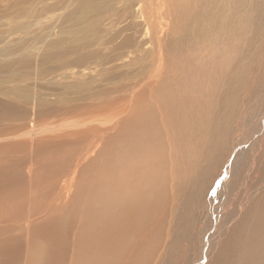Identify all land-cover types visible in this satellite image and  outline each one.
Instances as JSON below:
<instances>
[{
    "label": "bare ground",
    "instance_id": "bare-ground-1",
    "mask_svg": "<svg viewBox=\"0 0 264 264\" xmlns=\"http://www.w3.org/2000/svg\"><path fill=\"white\" fill-rule=\"evenodd\" d=\"M159 2L157 0H115L116 6L113 8V12H120L118 22H125V24L116 34L114 32V35H111V39L116 37L118 39L112 48L108 46V59L99 62L91 69L92 72L95 70H110L112 73H116L104 81L100 80V82H104V86L90 87L85 85L88 88L86 91L82 90V86H79L81 87L80 92L75 93L74 88L65 92L67 94L60 96H69L66 99L59 98V95H56L57 98L51 99L50 96H44L45 92L34 91L30 95L29 101L25 98L27 103L33 104L29 108H15L14 106H17L18 102L11 104L12 106L4 103H2L3 106H0V113H6L2 118H10L12 114L14 117L21 113L30 119L28 129L17 132L15 135H11L14 132L7 135L3 132L1 133L2 136L0 135V141L21 140L14 143L0 144V151L5 148L11 151L9 156L13 163L8 168L12 172L10 188H18L11 191V194L14 195V193L20 192L18 195L19 198L21 197L15 203L13 216L8 218L10 215L7 214L0 217V250L3 251L4 249L1 246L10 245L11 240L14 239L25 237V240L28 241L31 232L32 234L42 235L48 234L47 230H51L53 234H57L55 236L56 240L52 237L47 238V236L46 240L49 241L48 239L51 238L54 248L49 249L48 244L46 247L43 244L44 247H42L45 249H42V258L39 261L34 260L39 263L30 264H56L57 260L60 264L59 253L61 254V250H64H58V246L61 239L64 238H60V227L58 228L56 225L57 222L60 223L62 217H59L57 213L59 219L55 218L56 216L52 220L50 218L52 226L49 227L47 225V214L52 216L51 213L55 212L56 209L57 212L62 210H60L61 205H64L62 200L69 195L67 190L70 188L68 187L77 176L76 174L79 173L78 169L83 162L87 161L85 160V151L94 149L91 144L94 145L95 142L97 143L102 139L103 145V140H105L106 160H101L105 161V164H103L105 168H103L102 174L100 173L101 176L97 177L98 181L92 182L89 189L91 192L94 189L98 190L103 184L106 186L110 183V194L106 192L105 195L102 194L104 197L101 195L102 200L105 202L101 201L95 204L92 202L91 204V202L86 203L87 200L85 202L82 200L84 203L80 207V211L83 210V212H81L82 215L78 222L79 226L75 228L76 224L70 228L73 232L71 235L74 238L70 245L72 249H70V254L67 253L69 257L66 261L64 259L61 263L113 264V261L117 260L118 262L120 260L121 262L126 261L125 264H128L127 260L130 261L128 258L139 257L141 254L144 257L146 253H153L155 257L152 264H264V166L262 164L261 166L260 160H258V155L264 147V110L259 116L257 115L258 124L251 133L249 132L248 137L245 136L242 129L245 125L241 126L243 121L245 122L246 107L243 99L249 92V84H252L254 89L261 91L259 95L264 94V62H261L264 56V0H249V3L245 0H171L170 5H167L168 7L166 6L165 9L163 8L166 5L165 0H159ZM117 3H119V6ZM101 4L104 5L105 3L102 2ZM18 7H16L17 10ZM135 9L138 12L135 13ZM137 13L144 18V30L136 36L135 41L132 43L131 37L133 36L130 34H135L136 31L134 33L123 32L132 30V26L140 21ZM241 16L244 17L243 20ZM239 18L242 21L245 20V24L249 25L251 22L252 26L254 25L249 34L243 31L248 35L245 34L248 37L247 50H245L246 53L250 52L243 58L250 60L251 63L243 60L242 56L236 57L234 63L228 66V72L226 73L228 76H224L226 78L224 80L226 92L222 93L223 91L220 90L222 96H214L216 100L223 104L222 111L216 117H212V120L205 121L206 119H202V122L198 121L203 130L187 127V123L193 115L189 110H193L196 106L199 108L204 107V103L199 97L200 94L194 90L195 88L193 89L195 84L191 83L188 78L191 77L192 80H196L193 82L205 80L208 77V80L210 79L209 72L203 70L209 64V54L207 52L217 49V47H214L220 41L222 42V34L227 28L230 29L231 27L232 29ZM160 20L166 21L168 29L165 32L162 29ZM115 23L116 21L109 24ZM236 30H234V36ZM230 36L224 37L225 43L229 44L230 39L234 38V36ZM245 36H243L244 39H247ZM232 42L235 43L234 40ZM72 48L75 49V47ZM253 54L255 57H252L254 62L249 57ZM257 56L259 57L258 63L256 62ZM201 65L205 66L202 67ZM216 67L215 62L211 63L210 68L213 69L211 74H215ZM40 73L42 72L38 73L39 76H41ZM196 74H200L201 79L199 77L195 78ZM25 75L29 78V75ZM39 76H37L39 80L42 79ZM30 77L32 76L30 75ZM37 77L31 78L32 81ZM71 77L74 76L69 78ZM215 80L217 81V79ZM11 81L13 82V80ZM77 83L75 82V85ZM200 85L203 88L205 84L201 83ZM37 86L39 87V84ZM209 86L208 84L205 90ZM71 88L69 87V89ZM202 88L200 87V89ZM14 91H17V89ZM201 91H204V88ZM102 93H105V95L99 96ZM51 94L55 97L54 94L56 93L53 94L52 91ZM113 94L116 95L113 96ZM211 95L210 93L209 96ZM96 97L105 104L119 100V117H115L118 109L113 110L114 108H112L113 112L111 110L107 114L106 112L103 113L106 114L104 119L101 114H98L97 116H101L99 121L95 120L98 118L97 116L94 117L95 119L79 120L82 123L76 122V118L64 120L67 119V114L69 115L72 111L75 112L76 109L82 113L81 107L92 100L97 101ZM12 98L14 99L15 96ZM261 99L262 104H264V95ZM3 102H6V100L4 99ZM184 103L186 104L184 105ZM22 104H26L25 101ZM111 105L110 103L107 106L111 107ZM119 105L112 106L116 108ZM197 112L196 109L193 113ZM57 114L62 116H59V118H62L60 121L64 120L65 122H52L53 116ZM39 115L44 116L43 118L52 117V119H50L51 121L47 120V122L42 119L44 121L42 122ZM107 115H113L114 120L112 117L108 118ZM20 116L16 117L19 118ZM13 117L12 120H15ZM35 117L37 118L36 121L33 119ZM69 117L71 116L69 115ZM97 122L103 125V128H101L103 133L99 132V129L97 130ZM80 123L84 125V128L81 127ZM2 125L5 126L4 123ZM79 125H81L80 129ZM16 127L19 128L20 126L17 125ZM72 127L74 130L79 129V135L83 133V136H80L83 137L80 138L81 141L85 138L83 149L81 148V142L77 144V146L81 145L80 149L73 145V148L76 149L68 146L71 148H67L68 151H64L65 149H62L59 145L57 146L60 148L56 145L55 147L51 146L56 143L54 141L59 143L62 139L64 140L61 142L64 144V141H67L68 137L75 133L71 129ZM20 128L23 129L24 127L21 126ZM188 128L194 133V138L191 137ZM93 132L95 133L91 135ZM76 137L72 140H77L78 137ZM73 144L76 143L73 141ZM53 148H59V150L65 152V154H60L63 157L58 158L60 157L57 154L60 151L56 152L58 149L55 152H46V157L48 154L56 153L57 155L53 157L54 159H48L47 157L41 165L38 164L39 152L44 151V149L53 150ZM97 150L100 151L101 149ZM77 152H80V154H77ZM188 154L190 155L187 156ZM245 154H247L248 169L242 170L240 164L242 160L244 161ZM56 157L60 160L56 161ZM82 159L83 162L80 163L79 161ZM3 160V157H0V163ZM53 161L55 162L52 163ZM96 162L99 163V161ZM55 166L57 169L52 168ZM90 166L92 165L90 164ZM39 167L48 176L55 179L46 177V183L41 185L38 194L33 191L23 196L22 189L24 187L35 190L34 178L37 176ZM83 167H85L84 164ZM65 168L67 172H65ZM259 168H261L260 175L259 173L255 174ZM251 171L253 172L252 176ZM1 174H3L2 169H0ZM12 174L14 175L12 176ZM22 179H25L28 184ZM5 181L7 182L6 178ZM116 183L122 185H119L121 190H117L118 194L114 197L112 192L115 191L114 184ZM58 184L61 186H58ZM185 184H188V188L186 190L184 187L183 194L187 191V199L191 202L188 205L182 204L183 195L180 194V188ZM230 184L231 186L233 184L240 185L243 190L242 194L240 190L235 189L233 195L229 196L226 189L229 188ZM107 188L109 187L107 186ZM172 190L175 191L173 196L170 194ZM47 193L50 194L47 196V202H52L51 206L47 208L40 207L41 204L44 205L41 198H45ZM90 196L89 194L88 201ZM83 198H86V196ZM230 199H234L233 202L231 201L232 204ZM34 202H36V205H32L35 204ZM173 202L181 203L174 207ZM88 203L90 204L89 209ZM7 206L0 203L1 209ZM225 209L228 211L226 217L217 218L224 215ZM85 214H88L89 218L86 225L88 233L84 239V236L79 234L82 232V228L86 227L83 221ZM70 217L69 219H71ZM7 220L13 221L12 226L5 223ZM218 222H220V225L216 227ZM66 227L68 228V226ZM53 228L55 229L52 230ZM161 231H164L165 235H158ZM76 239H78L77 248L74 247V240ZM148 244H153L155 247L148 248ZM26 246L30 248L29 242L26 243ZM57 250L60 251L58 252L59 257L56 254ZM2 251H0V257L3 258L0 259V264H16L17 254H13L14 252L11 254L7 250ZM229 252H231V258L226 260L230 256ZM8 255L11 256L13 261ZM13 255H15V258H12ZM29 258L26 257L28 262ZM117 262L114 264L120 263ZM142 264H150V262L146 260Z\"/></svg>",
    "mask_w": 264,
    "mask_h": 264
},
{
    "label": "rangeland",
    "instance_id": "rangeland-1",
    "mask_svg": "<svg viewBox=\"0 0 264 264\" xmlns=\"http://www.w3.org/2000/svg\"><path fill=\"white\" fill-rule=\"evenodd\" d=\"M245 1L247 3H249V0H245ZM102 2H104L105 4L102 5L101 4ZM157 2L160 3L159 0H157ZM165 2H166V5L163 6L164 9L166 8L167 5H170L171 0H165ZM13 3L15 4V6H14ZM17 4H18L19 7L17 6ZM117 5L119 6V3H117ZM11 6L14 7V8H12ZM114 6H116L115 0H13V1L12 0H0V97L3 99L2 100L0 98V106H3L4 104H9V105L12 104L13 105V103H17L18 102V105L16 104L17 106H14L15 108H17V107H19V108H29L33 104L32 103L29 104V103H27V101H29L30 95L34 91H40L42 93L45 92L44 96H50L51 99L52 98H57L58 95H59L58 96L59 98L66 99L69 96L65 97L63 95L62 97H65V98H62L60 96L62 94H67L65 92H67L69 90H72L74 88L76 90V91L74 90L75 93H76L77 91H79L81 89V87H79V86H82V90H84V91H86L88 89L87 86H90V87H98V86L102 87V86H104V82H100V80L104 81L105 79L110 78L111 76H113L114 73H112L110 70H106V71L95 70V71L92 72L91 69L96 64H99V62H103V61H106L108 59V54H109V47L108 46H110V48H112L114 43L118 39V37H116L115 39H111V37H112L111 35H114V32L116 34L119 31V29L121 27H123V25L125 24V22H118L119 21L120 12L114 13L113 12ZM16 7H18V10H17ZM9 11H10V13H9ZM134 11H135V13L138 12V10H136V9ZM237 14L239 16V11L237 12ZM137 15L139 16L140 21H137L138 23H135L132 26L133 27L132 30L123 32V33H134L136 31L135 34H130L131 36H133V37H131L132 38V43L135 41L136 36L140 32H142L144 30V20H143L144 18L141 17L139 15V13H137ZM243 18L244 17H242V20H243ZM242 20L239 18L235 22V24L237 23L236 25H238L239 27H237L234 24L232 26V29L230 27L231 30L229 28H227V30L222 34V36H221L222 42L221 41L220 42L223 45L219 42V44H217L214 47V48L217 47L216 50H213V51L211 50V51L207 52V54H209V56H208L209 64L206 67H204L203 70L209 72V74L211 75L210 79L208 80V78H209L208 77L205 80H200V81H197V82H193V81H196V80H192L191 77H189V78L187 77L190 80L191 83H194L196 85L195 86L194 84H192V85H194L193 89L195 88L194 90L197 91L198 94H200L199 97H201L200 99L204 103V107L203 108H199L198 106L194 107V109L196 108L198 110L197 113H193L196 109L195 110L194 109L193 110L192 109L189 110V112H191L193 114L191 116V119H193V120L190 119L188 121V123H187L188 126L187 127L190 126V128L195 127V128L203 130V127L201 125H199L198 121L202 122V119H204V120L206 119L205 121L212 120V117H216L217 114L222 111L221 109L223 108V104H221V102L216 100L215 97L222 96L220 94L221 91H223L222 93H224V91L226 92L225 85H224V82H225L224 80L226 78H224V76L228 72V66L232 65L234 63V60L236 59V57L242 56V58H243L247 53L250 54L249 51L246 53V50H247L246 49L247 48L246 43H247V40H248V37H247L248 35L246 33L249 34L251 28H254L253 27L254 25L252 26L251 22L249 23V25L245 24L244 23L245 20L244 21H242ZM114 21H116L115 24H112V25L109 24L110 22H114ZM165 22H164V20H160V24H161L162 29H163L164 32L168 29V26L166 25ZM249 26H250V28H249ZM244 27H246V28H244ZM235 28L236 29L240 28V30L241 29L242 30L240 32V30L237 29L238 30L237 31ZM233 29L236 30V35L235 36L233 35L234 32H235ZM243 29H245V30H243ZM243 31H245L246 33L245 32L243 33ZM238 33H240V34H238ZM241 34H243V35H241ZM245 34L247 36H245ZM228 35L229 36L231 35L230 37L234 36V38L230 39L231 42L229 41L230 45L225 43V40H224V37L226 36L225 38H227ZM237 35L239 37H236ZM243 36L247 37V39L245 38L246 39L245 42H244L245 39H244ZM241 38H242V40H241ZM233 40L235 41V43L232 42ZM105 42H110V43L107 44ZM236 43H237V47H236ZM72 47H75V49L72 48ZM244 50H245V52H244ZM58 54H59V56H58ZM62 57H64V59H62ZM249 57L251 59L252 57H254V54L252 56L249 55ZM58 58H59V60H58ZM243 60L248 61L249 63H251L250 60H246L245 58H243ZM253 60L254 59L252 58V62H254ZM201 61H202V58H201ZM258 61H259V57L257 56L256 62L258 63ZM37 62H38V64H37ZM59 62L62 63V64H60ZM213 62H215L216 66H217L215 68V71L217 69L215 74H211V73H213L212 72L213 69L210 68V65ZM261 62L262 63L264 62V56L262 57ZM29 63H30V65H29ZM35 64H36V67H35ZM64 65H66L67 67L64 66ZM195 66H197V65L195 64ZM201 66L203 67L205 65H201ZM38 68H39V70H38ZM44 69H46V70H44ZM31 71L33 72V74L35 73V75L31 74L32 73ZM77 71H79L80 73L77 72ZM25 72H28V73H25ZM37 72L38 73L42 72V73H40L41 76H39V74ZM72 72H75L76 74L75 73L72 74ZM84 73H85V75H84ZM10 74H12V75H10ZM25 74L29 75V78ZM30 75L32 77H30ZM65 75H66V77H65ZM67 75H69V76H67ZM88 75H89V77H87ZM37 76L42 77V79L40 78L41 81L39 80V78ZM70 76H74V77L69 78ZM227 76L228 75H226V77ZM34 77H37V79L35 78L32 81L31 78H34ZM197 77H199V79H201L200 74H196L195 78H197ZM77 79H79V80H77ZM80 79H81V81H80ZM215 79H217V81ZM11 80H13V82ZM38 81H39V83H37ZM77 81H78L79 84L77 83ZM75 82L77 83L76 85H75ZM199 82L205 84L203 86L204 91H201V90H203V88H202L203 84L200 85L201 83L199 84ZM46 83H48V84H46ZM206 83H207V85H206ZM24 84H26V85H24ZM38 84H39V87L37 86ZM90 84L93 85V86H91ZM208 84L210 86L207 87L208 89L206 88L207 90H205V87L208 86ZM85 85H87V86L85 87ZM112 85H109V86H112ZM249 85H250L249 86L250 87L249 92H248L247 96H245L244 99H243V103L245 104V107H246L245 122L243 121V123L241 124V126L245 125L244 127H242V129H243L244 134H245L246 137H248V135L251 133V131L254 128H256V125L258 124V116L264 110V104H262L263 101L261 99L264 94L262 93L261 95H259V93L261 91L254 89L252 87V84H249ZM46 86H48V87H46ZM212 86H213L214 89L215 88L216 89L214 90L212 88ZM26 87H27V89H30V88H32V89L31 90H27ZM69 87L70 88L72 87V88L69 89ZM200 87L202 89H200ZM16 89H17V91H14ZM4 90H6V91H4ZM19 90H20V92H19ZM45 90L49 91V92H46ZM52 91H53V94L56 93V94H54L55 97L51 94ZM205 91H207V92H205ZM211 91H213V92H211ZM209 92L212 94L211 96H212L213 99L211 98V96H209V94H210ZM2 94H4V95L2 96ZM5 94H7V95H5ZM15 94H17V95H15ZM103 95H105V93H102L99 96H103ZM114 95H116V94H113V96ZM14 96H15V98L13 99L12 97H14ZM16 96H18L17 98H19V99H17ZM23 97H24V99H23ZM25 98L27 99V101L25 100ZM203 98L206 99V100H204ZM4 99L6 100L7 103L3 102ZM7 99H8V101H11V102H8ZM95 99L97 101L92 100L91 102L87 103V105H83V107H81L82 108V110H81L82 113L79 112L80 110L76 109L75 112L72 111V113H69V115L71 117H69V115L67 114L68 117L65 115L67 119H64L65 116L63 117V119L67 121L68 119L76 118V122H78L79 120H90L91 118L93 119L98 114H101L102 118L104 119V115H106L107 112L111 111L112 108H114L113 110H115V109L117 110L120 107L119 100H116L115 101L116 103L114 101H111L108 104H105L104 102H100V100L97 99V97ZM98 100H99V102H98ZM24 101H25L26 104H22V103H24ZM247 101H249V102H247ZM2 103H4V104H2ZM96 103H99V104H96ZM110 103L113 106H116V105H119V106H117L116 108L113 107L112 105H111V107H108L110 105ZM185 104L186 103H184V105ZM88 105H90V106H88ZM95 105H97V106H95ZM92 106H94V107H92ZM215 106H216L217 110L215 109ZM88 107L90 109H92V110L89 111L90 109ZM100 107H102V108H100ZM107 107L111 108V109H108ZM262 107H263V109H262ZM81 108H79V109H81ZM250 108H252V109H250ZM93 109H94V111H93ZM98 109H101V110H98ZM105 109H107V110L103 111ZM96 110H97L98 113L96 112ZM113 110L111 112H113ZM118 111H119V109L116 111L117 116H115L116 114H113L116 118L119 117V115H118L119 112ZM105 112H106V114H103ZM59 114L53 116V120L54 121L52 120V122H55V123L56 122H59V123L65 122L64 120H62V122L60 121L62 118H59V116L60 117H62V116L59 115ZM72 114H73V117H72ZM83 114H86V115L83 116ZM88 114H89V116H88ZM94 114H95V116H94ZM4 115H6L5 112H1L0 113V122H1L0 123V125H1L0 126V135L3 132H5V133H3L5 135H7L8 133H13L14 132L11 135H15V134H17V132H20V131L28 129L27 126H29L30 119L28 117L24 116L23 114L20 113L19 115H16V116L22 115L19 118L16 117V116L13 117V114L11 115L10 118H2ZM113 115L108 116V118L112 117L113 120H114V116ZM12 117L15 120L16 119H18V120H16V121L12 120ZM39 117L41 118V121H42V119H44V121L46 120V122H47V120L51 121L50 119H52V117L51 118L50 117L49 118H43L44 116H41V115H39ZM97 117H98L97 119H95V118L94 119L96 121H99L101 119L100 118L101 116L100 117L97 116ZM33 119H34V121H36L37 118L35 117ZM22 120H24V121H22ZM20 121H22V122H20ZM44 121H42V122H44ZM79 122L82 123V121H79ZM2 123L5 124L4 127L6 129L3 127ZM73 124H78V123H73ZM17 125H18V127L19 126L20 127L23 126L24 128L23 129L20 128V127L19 128H17V127L15 128V126H17ZM81 125L78 126L79 129L84 126L83 124H81ZM96 126H97V130L99 129V132L103 133V131L101 130V128H103V125H100L97 122ZM74 128L78 129L77 127H74ZM190 128H188V130L190 132L191 137L193 136V138H194L195 135H194V133H192L190 131ZM71 129L74 130L73 127ZM79 129L78 130H74L75 133L73 134L74 137H76V135H77V137H78V138L76 137L77 140H74V139L72 140V138H74V137H73V135H70L68 137L67 141L66 140L64 141V144H62V142H61V141L64 140V139H62L61 141H59V143H58V141H54L56 143H53L54 145H51V146L52 147H55V145H56V147L60 146V147H62V149H65L64 151H68L69 149H71L68 146H72V149H76V148L80 149V146L82 145L81 148L83 149V145L85 143V138H84V140L81 141V139L83 137H80V136L81 135L83 136V133H80L81 135H79V133H78ZM94 133L95 132H93L91 135H93ZM200 134H201V132H200ZM101 140L98 141L97 143L95 142L94 145L91 144V146L94 149L97 148V149H101L102 151L101 150L98 151L97 149H95V150L92 149V150H89V151H85V154H86L85 155V160H87V161L83 162L84 158L79 161L80 163L83 162L85 167H83V164L81 165V167L79 168L81 172L78 169L79 173L76 174L77 176L75 177L73 182H71L70 186L68 187V188H70V189L72 188V189L71 190L70 189L67 190L69 195H68V197L66 199L62 200V202L64 203V205H61V208H60V210L61 209L62 210L57 212V209H56V211H55L56 213L55 212L51 213L52 216L47 214V216H48L47 222L48 223L47 222L46 223H47V225L49 227L52 226L50 218L52 220V218H54V216H56L55 218H57V219H59L60 216L62 217L60 223L57 222V225H56V227H58V228L60 227L59 228L60 229V236H61L60 238H64V239H61V242H60V245H59L60 247L58 246V248H59L58 250L63 249L64 251L61 250V254L59 253L60 257L58 255V252H60V251L57 250V253H56L58 255V257L61 258L60 264H63V263H61V261H63L64 259L66 261V259L69 257L68 254H70V249H72V246H70V245L72 244V241H73L72 239H74V238H73V235H71V233L73 234V232L71 231L70 228H71V226L74 227L76 224L77 225L75 226V228H77V226H79L78 222L80 220V216L82 215L81 212H83V210L80 211L81 210L80 207L83 206V203L85 202V200H87L86 203L87 202H91V204H92V202H94L93 204H95V203H99L101 201H104V200H102V198L104 197L106 192H108L110 194V192H109L110 189H111V185L109 183L110 181L108 182L109 185L106 184V186H105V184H103L98 190H95L93 188L94 189V190H92L93 192L92 191L90 192V189H89V186L91 185L92 182H94V181L97 182L98 181L97 177L99 178L101 176L103 168H105V165H103V164H105L104 160H106L105 140H103L104 145L102 144ZM18 141H21V140L17 139V141H15V140L0 141V144H3V143L6 144V143H9V142H13L14 143V142H18ZM73 141L76 144H73ZM66 142H67V144H66ZM79 142H81L80 143L81 145L77 146V144H79ZM57 145H59V146H57ZM73 145L74 146L76 145L75 146L76 148H73ZM59 148H56V149L53 148V150L52 149L51 150H45L44 149V151L39 152V155L37 157V158H39L37 160V162H39L38 164L41 165L42 161H44V159H47V157H48V159H54L53 157H55L57 154H59L58 156H60V154H65V152H63L61 149L59 150ZM67 148H69V149H67ZM96 150H97V152H96ZM55 151L56 152L60 151V152L57 153V154L56 153L52 154V155L48 154V156L46 157L45 154L51 153V152H55ZM94 151L97 154H95ZM262 151L264 152V147L262 148L260 154L258 155L259 156L258 160H260L259 161L260 165L262 164L264 166V164H263L264 163V153ZM10 153H11V151L8 148H5L3 151H0V157H3V159H4L3 162L0 163V169H2V172H3V174L0 175V182H1L0 185L3 187L2 188L0 186V203L3 206H7V205L10 204L9 206H7V207H5L3 209H1L2 207H0V217L9 214L10 216L8 218L13 216L14 211H15V203L17 201H19L20 198H21V197L19 198V195H18V193H20V192H18L17 194L14 193V195L11 194V191H15V189L17 187H15L13 189L10 188V177H11V173L12 172L8 168L13 163V161L10 160V156H9ZM67 153L69 154L70 152H67ZM78 153L80 154V152H77V154ZM99 154H100V156H99ZM101 154H103V155H101ZM189 155L190 154H188L187 156H189ZM246 155L247 154L244 155L245 156L244 157V161L242 160V162L240 164V168L242 170H247L248 169V167H247V156ZM62 157L63 156L61 155L58 158H62ZM87 157H89V158L87 159ZM58 158L57 157L55 158V159H57L56 161L60 160ZM73 158H74V156H73ZM101 159H104V160H101ZM93 161H94V163H93ZM96 161H99V163L96 162ZM54 162L55 161H53L52 163H54ZM87 163H89V165H87ZM245 163H246V165H245ZM90 164L92 166H90ZM94 165H97V166H94ZM243 166H244V168H243ZM52 168L53 169H57L56 166L52 167ZM82 169H84V170H82ZM94 170H98V171H94ZM258 170H259V172H258ZM258 170L255 172V174L259 173V175H260L261 168H259ZM37 171H38L37 172V176L34 178V183H35V186H36V187L34 186L35 190H31V189H28V188L26 189V187H24V189H22L23 190V196H26L27 194L32 193L33 191L36 194H38L40 192L41 185L46 183L45 182V180H46L45 178L46 177L51 178V179H55L53 177L48 176V174L44 170L40 169V167H39V169H37ZM84 171H86V172H84ZM65 172H67V169L65 170ZM90 173H92L93 175L90 174ZM252 173L253 172L251 171V176H252ZM63 174H64V172H63ZM13 175L14 174H12V176ZM85 175H90V176H85ZM1 177H2V179H1ZM89 177H91V178H89ZM5 178L7 179V182L5 181ZM105 178L108 179V177H106V176H105ZM22 180L24 182L26 181L25 179H22ZM24 182H23V185L25 186ZM26 184H28V183H26ZM87 184H89V185L87 186ZM119 185L121 186L122 184H117V183L114 184L115 191L112 192L114 194V197H116L117 194H118L117 190H121ZM240 185L242 186L243 183L240 184ZM240 185L237 186V184H235V185L233 184V186H234L233 187L230 184L229 188L226 189V191L228 192V195L232 196L233 193L235 192L234 191L235 189L240 190L241 194H242L243 190H242V187ZM58 186H61V185L58 184ZM107 186L109 188H107ZM184 187L187 190L188 184H185V185H183L180 188V190H181L180 194L183 195L182 196V202H183L182 204L183 205H188L191 202H189L190 200L187 199V191H186L185 194H183L184 193ZM105 188H107L109 190H107ZM55 190H57V189H55ZM220 190H222V189H220ZM174 192L175 191L172 190L170 194L173 196ZM219 193L221 194V192H219ZM9 194H10V196H9ZM89 194L91 196H90V200L88 201V199H89L88 195ZM102 194H104V195H102ZM49 195L50 194L47 193V194H45V198L44 197L41 198L42 199V203L44 202V205H46V206L41 204L40 207L42 206V207H46L47 208L48 206L49 207L51 206L52 202L51 203L47 202V196H49ZM85 196H86V198H83ZM184 196H185V199H184ZM18 198H19V200H18ZM29 198H30V195H29ZM35 199H36V197H35ZM82 200H84V202ZM81 201H82V203H80ZM231 201L233 202L234 199H232V200L230 199V202ZM3 202H6V203L8 202V203L4 204ZM232 202H231V204H232ZM34 203L35 204H32V205H36V202H34ZM37 203L39 204V202H37ZM179 203H181V202H179ZM179 203L178 202H173L172 205L174 204V207H175ZM197 205H199V204H197ZM170 206H171V204H170ZM193 206H195V205H193ZM91 207L93 208L92 205H91ZM89 208H90V204L88 203V209ZM228 209H230V207H228ZM72 211H74L75 213L73 212L74 213L73 214ZM57 213L59 214V217H58ZM227 213H228V211L225 209L224 215H220L217 218H222L224 216L226 217ZM69 217L71 219H69ZM83 217H84L83 221L85 223L84 225L86 226L88 224L89 215L85 214ZM71 220H73L75 222V224ZM168 220H169V218H168ZM5 223L8 224L9 226H12L13 221L12 220H7ZM64 225H65V227L68 226V228L67 227L66 228L63 227ZM218 225H220V222L217 223L216 227ZM54 229L55 228H53L52 230H54ZM65 229H68V230L66 231ZM166 230H167V228H166ZM47 233L48 234H42V235L41 234H37L38 235L37 236L36 234H34V233L32 234V232H31L30 235H29V240L30 241L29 240L26 241L27 239L25 240V237H22V238H19V239H14L13 241L11 240L12 243L10 242V245L7 244L6 246H3V247L1 246V248L4 249V250L9 251L11 254L13 252H14L13 254H17L16 256L18 258L16 257V261H17L16 264H30V263H34L36 260L39 261V259L42 258V256H43V254H41L42 253V249H45V248H43L44 247L43 244H45V247L48 244V248L49 249H53L54 248V243L51 240L52 239L56 240L55 236H57V234H53V231H51V230H47ZM87 233H88V228L86 226V227L82 228V232L79 235L84 236V239H85ZM164 233H165L164 231L163 232L161 231V233L159 232L158 235H160V234L161 235H165ZM46 236H47V238L48 237H52V239L51 238L48 239L51 242L46 240L47 239ZM21 239H23V240H21ZM27 242H29L30 248H28L29 245L26 246ZM74 243H75L74 247L77 248L78 246H76V245H78V239L74 240ZM64 244H66L67 247ZM147 247L148 248L149 247H155V245L148 244ZM4 250L3 251L0 250V251L4 252ZM67 250H68V252H67ZM147 250H150V249H147ZM229 254H230V256H228V258L226 260L231 258V252H229ZM14 256L15 255H13L12 258H15ZM25 256L27 258L30 257L29 258V262H28V259H26ZM8 257L11 259L10 255H8ZM54 257H55V255H54ZM154 257H155V254L146 253L144 257H143V254H141V256H139V257L128 258V259H130V261L127 260L126 258H124V259H126L128 261L127 262L128 264H142V262H145L146 260L149 261L150 264H152V262L154 261L153 260ZM1 258H3V257H0V259ZM56 258H57V256H56ZM144 259H146V260H144ZM30 260H31V262H30ZM26 262H28V263H26ZM58 262L59 261L57 260L56 264H59ZM113 262L116 263L117 260L113 261ZM118 262H120V263H118ZM118 262H117L118 264H125L126 263V261L121 262L120 260ZM35 263H39V262H35ZM64 263H66V262H64Z\"/></svg>",
    "mask_w": 264,
    "mask_h": 264
}]
</instances>
